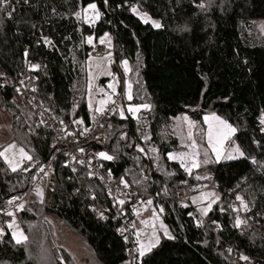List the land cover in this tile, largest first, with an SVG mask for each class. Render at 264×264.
<instances>
[{
  "label": "trees",
  "instance_id": "trees-1",
  "mask_svg": "<svg viewBox=\"0 0 264 264\" xmlns=\"http://www.w3.org/2000/svg\"><path fill=\"white\" fill-rule=\"evenodd\" d=\"M11 2L12 16L6 19L0 13V113L9 122L10 142L32 161L38 160L37 142L42 157L26 173L12 171L0 157V197L23 195L37 167L54 155L53 133L37 124L11 81L33 77L35 102L68 134L79 137L97 115L85 104L92 50L87 38L98 41L109 33L112 68L121 82L113 97L120 99L115 114L103 124V144L89 149L113 157L100 163L115 183L123 178L129 188L160 197L162 221L172 237L162 239L137 264H264V131L258 122L264 116V34L257 26L264 23V0ZM201 3L204 8L197 6ZM90 4L100 13L94 26L76 15ZM138 13L161 27L142 22ZM41 37L51 42L50 51ZM123 61L129 69L125 80L118 71ZM123 81L131 85V104L150 106L134 118L118 114V105L124 104ZM94 86L104 87V79ZM207 114H216L236 129L231 146L239 147L244 156L186 172L168 159L169 153L181 152L174 121L186 116L197 124L196 135ZM77 120L83 121L80 128ZM137 146L145 149L144 155ZM152 148L156 151H149ZM52 167L58 181L52 188L56 205L45 206L36 194L24 200L17 219L27 240L16 244L11 233L2 237L0 264H76L58 245L51 221L76 236L94 264H126V245L103 187L81 166L68 181L63 157L55 158ZM207 177L218 186L219 199L198 222L192 208L173 201L180 190L204 185ZM237 195L249 207L247 223L239 228L231 209L233 202L240 203Z\"/></svg>",
  "mask_w": 264,
  "mask_h": 264
},
{
  "label": "rangeland",
  "instance_id": "rangeland-1",
  "mask_svg": "<svg viewBox=\"0 0 264 264\" xmlns=\"http://www.w3.org/2000/svg\"><path fill=\"white\" fill-rule=\"evenodd\" d=\"M88 11L90 12V14L89 15L86 14V15L89 18H91L95 22H96V20H99V18H96L94 16V13L92 12V10L89 9ZM84 15H85V13H84ZM141 16L142 15H139V14L137 15V17L140 20H142V22H145L143 19H141ZM145 23H149L153 26V20H150L148 18H147V22H145ZM257 26H258V29L260 30V32L262 34H264V23H259ZM105 35L103 36V38H105ZM109 38H110V35H109V33H107V39H105V41L103 43L105 46H108V47H109V43H108ZM109 59H110V57L108 55V57L105 58L104 60H100V61H96V60H92V59L88 60V67H87L88 68V79H87V87H86L87 91L85 94V104L91 113H93V111L95 112L96 108L101 107V104H100L101 100L110 101L111 98L114 95H117L118 91L120 90L121 82L119 79V74L117 72H115L112 68V66L114 65V62L112 64L108 62V64L105 66V69L103 71V75L101 77L102 79H104L105 86L104 87H98V88L94 87V89L96 91H93V86L96 83V75L98 72L99 73L101 72L100 68L103 69L104 64L107 63V61ZM100 65H101V67H100ZM119 69L120 70H118V71H120V74L122 75V78H123L122 80H125L126 75H128V72L125 73L124 68L122 67V63H121V66L119 67ZM107 73H111V75H109ZM90 83L92 85L91 91L89 90V84ZM110 84H114L115 93H113L112 89L109 88ZM127 86H128V83L123 81L122 94L124 96V100H123L124 104L121 103L118 105V114L120 116V111L123 110L124 118H126L128 115H130L134 118V116L128 112V107H129V105H132V106H139V105L131 104L130 101L128 100V97H127L128 87ZM101 89L103 91H101ZM105 93H107L108 95H105ZM96 98H98V100ZM90 102L92 105L91 108L89 107ZM103 107H104V105H103ZM142 110H144V109L141 108V111ZM137 115H138V113L136 114V116ZM213 115L217 116L216 114H207L205 116L211 117ZM184 117H186V116H180V117L175 119V121H174V136L179 141V145H180V149H181V152H179V153H191L193 151V149H191L189 147V145L192 143V141H195V144H196L195 151L198 153L196 159L198 161H200L201 163H200L199 167L192 168L191 171L202 168L203 165L205 164V163H203V161L206 159L210 160L214 163H219L223 160H229V159H226L224 157L229 152H231L234 148H236L235 145L231 146V142L233 141L235 132L232 133L228 139L222 140V143L217 144V147L220 149V151L222 153L221 159L219 161H217L215 154L212 152L211 148L208 145V139H207L208 123L205 122L204 117H203V121H202L204 128L203 127L196 128V135L193 133V130H195V127H193L191 129L192 140L188 139L189 127H188V123L183 119ZM217 117H219V116H217ZM120 118H122V117L120 116ZM219 118L222 119L221 117H219ZM188 121H191V120L188 119ZM213 123L215 124L216 122H213ZM194 125L196 126L197 124H194ZM225 131L226 130H223L221 128V132H225ZM13 144L16 147H15V149H12L9 151L8 156H9V158H14L16 161H19V166H20L22 160H24V159H22L20 154H19V150H20L19 147L15 143L10 142L9 122H8L7 118L3 114L0 113V146H2L5 149L9 145H13ZM229 146H231V147L229 148ZM179 153H177V154H179ZM3 160H4V158H3ZM176 161L180 163L179 160H176ZM5 163L9 167V164L6 161H5ZM19 166H18V168H19ZM186 172H188V171H186ZM206 193H214L215 197H219V194L217 192L208 191ZM197 197H200V199L194 200V198H197ZM212 199H214V197L202 196V194L194 195L191 197V199H190L191 207L194 209V212L199 219H201L205 216V214H203L201 212V209L206 208L209 201ZM217 201H218V199L216 200V202ZM214 204H212V206ZM153 213H155V215H153ZM10 218L12 219V221H13V219L15 220V225H16V227H14V228H9L7 226L8 229L11 231L10 233H11V237L13 239V236H12L13 231L22 232V233H23V231L19 225L18 219L16 217H10ZM134 219H135L134 229H135L136 240L137 241L139 240V243L137 242L138 245L140 243L147 245L150 242V240L152 239L153 232H155L156 237H159V243L162 239H169L168 237H169L170 233L167 230V228L165 227L162 219L159 217L156 209L153 206L147 205L144 208H142L141 214L139 216L135 215ZM141 221H147V223L142 224ZM51 222H52V224H54V227H55L56 237L58 239V245L60 247H63L65 250H67L72 255L76 264H94L93 259L88 255L87 251L84 249L83 245L81 244V242L79 241V239L76 236L69 234L57 222H55V221H51ZM161 225H163V228L161 227ZM165 229L167 230V234H165ZM137 233H139V237H137ZM13 241H14V239H13ZM158 244H156L154 247H152L151 250L154 249L155 247H157ZM150 251H148V252H150ZM148 252H146V253H148Z\"/></svg>",
  "mask_w": 264,
  "mask_h": 264
},
{
  "label": "built area",
  "instance_id": "built-area-1",
  "mask_svg": "<svg viewBox=\"0 0 264 264\" xmlns=\"http://www.w3.org/2000/svg\"><path fill=\"white\" fill-rule=\"evenodd\" d=\"M12 7H14V5L12 4V2H10L8 10H11ZM1 13L7 18L9 17L7 11H3ZM42 41L45 42V39H42ZM45 44L48 45L47 48L49 50L52 49L51 43L48 44L45 42ZM108 55L110 59L107 61V63L104 64L103 68H105L108 62H114L113 52L105 50L104 48H96V50L91 53V57L98 61L104 60L108 57ZM27 66L28 68H32L31 64H28ZM33 80V77H19L15 78L12 81V85L19 89V94L21 95L23 100H25L27 104H29L30 109L35 113L38 124L40 126H46L54 132L55 142L58 146V150L56 151V155L48 162V164L42 166L44 171L41 172L39 170L35 174L33 183L29 187V192L33 193L37 187L45 185V192L43 197L44 203L48 206H53L55 204V199L50 192V187L56 184L52 162L57 157H63L66 166L71 169L72 174H74L75 172V164H84L85 168L89 172V177L98 182V184L105 185L112 200H115L118 195H130L133 192L131 188H119L109 182L105 170L97 165L94 154L89 152L90 146L100 144L103 141V136L101 135L103 124L109 117L115 114L116 106L119 102L120 96L118 95L112 98V101L104 108L103 114L97 113V115L92 118L89 127L86 128L88 129V131H85V129L83 128L81 129L82 136L79 139H71L65 136L63 129L55 122L53 117L35 102L34 97L31 93L32 89L30 86ZM94 87L95 86H93V91H96ZM260 120L261 117L258 118V122L260 124V129L262 130L264 129V125L260 123ZM76 128H80V126L77 124ZM45 173H47V175H45ZM177 197L178 201H182L185 199L182 191L178 193ZM14 198L16 197H9L6 199L0 198V230H2V234H0V236L3 235L6 231L5 224L8 222V213L11 212L12 215H16L17 213V207L20 204L21 200ZM156 199L157 198L155 196H150L147 200L152 201L151 206H153L156 209L157 213H159L162 207L159 205V202L156 201ZM147 205V202H144L142 204V207L144 208ZM138 206L139 205H137L135 208H132V211H134V209L139 211ZM231 209L233 212H235V219L237 216L242 219V213H240L241 205L239 202H233L231 204ZM234 209L236 210L234 211ZM116 220L120 221V229L124 230L123 232L119 231L120 236H122L124 241L129 245V264H136L135 246L133 244V239L127 220L121 217L116 218Z\"/></svg>",
  "mask_w": 264,
  "mask_h": 264
},
{
  "label": "snow or ice",
  "instance_id": "snow-or-ice-1",
  "mask_svg": "<svg viewBox=\"0 0 264 264\" xmlns=\"http://www.w3.org/2000/svg\"><path fill=\"white\" fill-rule=\"evenodd\" d=\"M10 2H11V0H0V12L7 11V14H8L9 17H11L13 12L15 11L14 7H12L11 10H8V6H9ZM24 2L27 3L28 0H24ZM105 3H107V0H105ZM197 6L200 7V8H204L205 7V5L203 3H201V4L197 5ZM89 9L92 10V12L94 13V16L96 18H99L100 13L96 10V5L95 4L88 5V9L84 10L85 15L83 16V19L85 20V22L94 23V20H92L91 18H89L86 15V13H87V11ZM132 11H133V13H137V9L135 7L132 8ZM76 15H77V18H81L82 14L80 12H78V13H76ZM141 19H143L145 22H147L146 14L142 15ZM153 27L160 28L161 25H160V23L158 21H153ZM105 39H107V34L105 35V38L101 39V43H104ZM45 42L48 43V44L51 43L47 39H45ZM87 43H89V44L92 43V38L91 37L87 38ZM36 67H37L36 65H32L33 69H35ZM122 67L124 68L125 73H127L129 71L127 61H123L122 62ZM107 74L111 75V73H107ZM2 86L3 85H0V87H2ZM91 87H92V85L90 83L89 84V90L90 91H91ZM127 87H128L127 97H128V100L130 101L132 99L131 85L129 84ZM109 88H111L112 92L115 93L114 84H110ZM17 91H19V89H17ZM33 91H35V89H33ZM101 91H103V90L101 89ZM105 95H108V94L105 93ZM108 102H109L108 100H101L100 101L101 107L96 108L95 112L103 114V112H104L103 105L107 104ZM89 107L90 108L92 107L91 102L89 103ZM149 107L150 106L148 104H144V105H140V106L129 105L128 112L131 113L134 117H136V114L141 111V108L148 109ZM120 116L122 118H124L123 110L120 111ZM183 119L188 123V127H189L188 139L192 140V131H191V129L193 127H195V125H194L193 122L188 121L187 117H184ZM204 120H205L206 123H208V132H207L208 145L211 148L212 152L215 154V156L217 158V161H219L221 159V157H222V153H221L220 149L217 147V144L222 143V140L228 139L230 137V135L236 131V129L233 128L230 124H228L227 121L222 120V119H220L219 117H217L215 115H213L211 117L205 116ZM213 122H216V123L214 124ZM74 123L82 124L83 121L77 120V121H74ZM260 123L262 125H264V116H262V118L260 120ZM221 128L223 130H226V131L225 132H221ZM85 131H88V129H85ZM262 131H264V129H262ZM69 134H71V133H69ZM144 139L147 140L148 137L145 136ZM15 147L16 146L14 144L13 145H9L3 151H0V157L4 158V160L9 164V167L14 172L17 171V168L19 166V161H16L14 158H9L8 153H9L10 150L15 149ZM189 147L191 149H193V151L191 153H179V154L169 153L168 154V159L169 160H179L180 163H181V167H183L185 169V171L191 172V169L199 167L201 162L196 159L198 153L195 151V148H196L195 141H192V143L189 145ZM137 151L144 152L145 149L142 148V147L137 146ZM149 151L155 152L156 149L152 148ZM19 154H20L22 159L32 160V157L30 155H28L26 152H24L23 149L19 150ZM98 156L100 158L104 159V160H112L113 159L112 156L106 154L105 152L99 153ZM243 156H244V153L239 149V147H236L231 152H229L224 158L231 160V159H236L238 157H243ZM210 162L211 161L207 160V159L203 161V163H205V164L210 163ZM24 170L27 171V169H24ZM40 171L43 172L44 169L40 168ZM45 175H47V173H45ZM196 178L197 179H201L202 177L198 176ZM121 183H123L125 187L128 186L127 183L123 180V178L121 179ZM35 191H36V195L38 197H41V198L43 197V191H42L41 188L37 187ZM202 196L214 197V199L209 201V203H208L206 208L201 209V212L206 215L207 212L211 210L212 204L216 203V200L219 199V197H215L214 193H204V194H202ZM93 198H95V197H93ZM14 199H19V198L17 197V198H14ZM195 199H200V197L194 198V200ZM236 199L238 201H240L241 210H243L245 212L249 211L248 205L245 203L244 199L241 196L237 195ZM10 203H11V201H10ZM117 203L120 204V205H123L125 203V201L124 200H118ZM151 203H152L151 200L147 201L148 205H151ZM23 208H24V205L23 204H19L18 207H17V210H21ZM235 210L236 209H234V211ZM134 212L136 213L137 216H139V211L134 209ZM8 215L11 216L12 213L9 212ZM153 215H155V213H153ZM101 216L103 218L102 214H101ZM141 223L142 224H146L147 221H141ZM246 223H247L246 220H242L239 216H237L234 226L239 228V227H241L242 225H244ZM8 227L9 228L16 227L14 219L8 225ZM161 227L163 228V225H161ZM118 231L123 232L124 230L120 229ZM0 234H2V230H0ZM165 234H167V230L166 229H165ZM12 236H13V239H14L16 244L24 243L27 240V237L24 236V234L22 232L13 231ZM137 237H139V233H137ZM168 238L171 239L172 237L169 235ZM125 239H127V238H125ZM137 242L139 243V240ZM158 243H159V237H156L155 236V232H153L152 239L150 240V242L147 245L142 244V243L139 244V248H138L139 255L141 257H143L146 252L150 251L151 248L154 247ZM242 259L247 260L248 258L247 257H242Z\"/></svg>",
  "mask_w": 264,
  "mask_h": 264
},
{
  "label": "bare ground",
  "instance_id": "bare-ground-1",
  "mask_svg": "<svg viewBox=\"0 0 264 264\" xmlns=\"http://www.w3.org/2000/svg\"><path fill=\"white\" fill-rule=\"evenodd\" d=\"M88 8V7H87ZM87 8H81L80 10H78V12H80L82 15H81V18H78L81 22H83V23H85V24H87V25H92V26H94L96 23H97V21L98 20H96V22L94 21V23H88V22H85V20L83 19V16H84V10L85 9H87ZM77 12V13H78ZM1 13V12H0ZM2 14V13H1ZM86 14H90V12L89 11H87V13ZM139 14V13H138ZM137 14V15H138ZM3 15V14H2ZM137 15H136V17H137ZM139 15H141V14H139ZM6 19H7V17L5 16V15H3ZM100 17V16H99ZM9 18V17H8ZM138 18V17H137ZM139 19V18H138ZM110 35V34H109ZM103 38V37H102ZM101 38V39H102ZM42 39H46V38H44V37H41L40 38V41L41 42H43L44 44H45V42L44 41H42ZM101 39H99L98 41H94V40H92V50L90 51V53H89V58L90 59H92V60H96V59H94V58H92L91 57V53L93 52V51H95L96 50V48H104L105 50H109V51H112L113 53H114V50H113V39H112V36L110 35V38H109V40H108V43H109V47L108 46H105L103 43H101ZM46 46H48L47 44H45ZM49 50V49H48ZM50 51V50H49ZM96 61H98V60H96ZM100 67H101V65H100ZM104 69L105 68H100V73L99 74H102L103 73V71H104ZM21 78H23V77H21ZM27 78V77H26ZM13 81V80H12ZM11 81V82H12ZM33 95V94H32ZM21 98V100L24 102V103H27L25 100H23V98L22 97H20ZM97 100H98V98H96ZM112 101V98H111V100L107 103V104H109L110 102ZM107 104H105L104 105V107L103 108H105L106 106H107ZM34 115H35V113H34ZM54 120H55V118H53ZM35 120H36V122H37V124H38V121H37V117H36V115H35ZM55 122L63 129V132H64V134H65V136L66 137H68V138H71V139H79L81 136H82V134L79 136V137H75L74 136V134H68L67 132H66V130L61 126V124L58 122V121H56L55 120ZM39 125V124H38ZM40 126V125H39ZM40 127H45V128H48V127H46V126H40ZM49 129V128H48ZM52 133H53V135H54V138H55V134H54V132L51 130V129H49ZM103 142H104V138H103V141L100 143V144H97V145H94L93 147H99L101 144H103ZM53 148H54V155H53V157L56 155V151L58 150V146H57V144H56V142L54 143V145H53ZM36 151H37V156H38V160H27V159H24V160H22V162H21V165L19 166V168H17V169H21L22 170V172H24V173H26V172H30L35 166H37L39 163H40V158L42 157V148H41V145L39 144V143H37L36 142ZM89 152H91V153H93L94 154V156H95V158H96V163H97V165L99 166V167H101V168H103L104 170H105V172H106V174H107V177H108V180H109V182H111L112 183V185H114V186H116V187H119V188H128V186L127 187H125L124 186V184L123 183H121V184H117V183H115L114 181H113V179L110 177V175H109V173H108V171L101 165V163H100V160H102V158H100L99 156H98V152H96L95 150H93V149H89ZM142 155H144L143 154V152H140ZM52 157V158H53ZM171 161H173V162H177L176 160H171ZM49 162V161H48ZM48 162L46 163V164H48ZM34 163H36V164H34ZM177 163H179V162H177ZM34 164V165H33ZM46 164H44V165H46ZM180 164V163H179ZM44 165H39L38 167H37V169H36V173L40 170V168H42V166H44ZM65 166H66V164H65ZM83 167L85 170H86V172H87V177L90 179V180H94V179H92V178H90L89 177V172H88V170L85 168V166H84V164H81V163H77V164H75V172H74V174H72L71 173V169L70 168H68L67 166H66V168L68 169V176H67V180L69 181V180H71L72 178H73V176H75L76 175V172H77V169H78V167ZM24 169H27V171H25ZM53 172H54V170H53ZM35 173V174H36ZM54 175H55V178H56V184L55 185H53V186H51L50 187V192H51V195L53 196V194H52V188L54 187V186H56L57 185V183H58V181H57V177H56V174H55V172H54ZM35 176V175H34ZM33 179H34V177H33ZM95 181V180H94ZM206 182L207 183H205L204 185H200V186H197V187H194V188H192V189H187V190H180V191H182L183 192V194H184V196H185V199L184 200H182V201H178V194H177V196H176V198L174 199V203L175 204H177V205H179V206H185V207H190V208H192L191 207V202H190V199H191V197L192 196H194V195H200V194H204V193H206V192H208V191H213V192H217L218 191V186L214 183V181H213V179L211 178V177H208V178H206ZM32 183H33V180H32V182H31V184H30V186L32 185ZM29 186V187H30ZM102 187H103V189L105 190V192H106V196H107V200H108V202H109V204H110V207H111V209H112V211H113V219H114V222L115 223H117L118 224V230L120 229V225H121V223H120V221H118V220H116V218H118V217H121V218H125L126 220H127V223H128V225H129V228H130V233H131V236H132V239H133V244H134V246H135V259H136V264L138 263V260H139V257H140V255H139V252H138V243H137V240H136V235H135V229H134V222H135V219H134V217H135V215H136V213L134 212V211H132V208H135L137 205H139L138 206V209H139V215L141 214V212H142V204L144 203V202H147L148 200V198L150 197V196H155L157 199H156V201H158V202H160L161 201V199H160V197L157 195V194H153V193H149V192H146V191H138V190H134V189H132L133 190V192L130 194V195H118L116 198H115V200H112L111 198H110V195H109V192H108V189H107V187L105 186V185H101ZM29 187L27 188V191L23 194V195H21V196H17V195H12V196H9V197H18L20 200H21V202H20V204H23V202H24V200L29 196V195H34V194H36V191H34L33 193H30L29 192ZM39 188H41L42 189V191H43V197H44V192H45V185H43V186H40ZM36 190V189H35ZM179 191V192H180ZM178 192V193H179ZM9 197H6V198H9ZM43 197L41 198V201H42V203L45 205V206H48V205H46L45 203H44V199H43ZM1 199H6V198H2V197H0ZM53 198L55 199V197L53 196ZM134 198H136L133 202L131 201V200H133ZM118 200H124L125 201V203L123 204V205H120V204H118L117 203V201ZM127 202V203H126ZM130 202H132V203H130ZM56 205V200H55V204L53 205V206H55ZM53 206H48V207H53ZM193 209V208H192ZM240 213H242V220H246L247 221V216H248V211L247 212H245V211H243V210H241V212ZM193 214L194 215H196L195 214V212H194V209H193ZM17 215H18V210H17V213H16V215H11V216H9L8 215V222L5 224V229H6V231H5V233L3 234V235H1L0 236V239L2 238V237H4L5 235H7V233H10L11 231L8 229V225L11 223V221H12V219L10 218V217H16L17 218ZM158 215H159V217L162 219L164 216H165V210H164V208L162 207V209H161V211L158 213ZM197 216V215H196ZM235 212H233V221H234V224H235ZM197 221L199 222L200 221V219L197 217ZM118 235H119V237L122 239V241L124 242V244L126 245V257H127V263L126 264H129V257H128V249H129V245H128V243H126L125 241H124V239H123V237L122 236H120V234H119V231H118ZM250 262V260L249 259H247V263H249Z\"/></svg>",
  "mask_w": 264,
  "mask_h": 264
},
{
  "label": "crops",
  "instance_id": "crops-1",
  "mask_svg": "<svg viewBox=\"0 0 264 264\" xmlns=\"http://www.w3.org/2000/svg\"><path fill=\"white\" fill-rule=\"evenodd\" d=\"M102 75H103V73L102 74H99V72H98L97 75H96V80H99L102 77ZM138 248H139V245H138Z\"/></svg>",
  "mask_w": 264,
  "mask_h": 264
}]
</instances>
